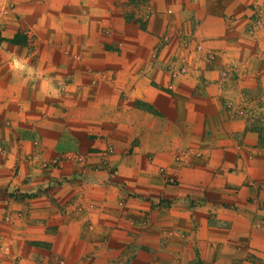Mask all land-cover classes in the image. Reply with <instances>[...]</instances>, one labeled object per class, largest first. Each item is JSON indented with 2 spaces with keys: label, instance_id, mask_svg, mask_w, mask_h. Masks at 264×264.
Returning a JSON list of instances; mask_svg holds the SVG:
<instances>
[{
  "label": "crops",
  "instance_id": "1",
  "mask_svg": "<svg viewBox=\"0 0 264 264\" xmlns=\"http://www.w3.org/2000/svg\"><path fill=\"white\" fill-rule=\"evenodd\" d=\"M261 1L15 0L10 12L0 11V189L33 196L58 180L46 195L57 189L58 202L91 196L97 224L127 228L149 220V229L123 231L154 247L138 250L136 264H264V120L248 131L230 118L214 81L218 59L212 68L193 54L199 70L170 77L163 63L174 39L165 57L152 62L148 56L165 30L190 34V45L223 49V60L244 65L236 86L263 99L264 25L249 35L244 30ZM146 13L149 19L140 22ZM102 26L106 35H100ZM24 27L45 35L40 48L72 49L79 58L29 57L21 43L9 41ZM102 41L119 55L93 50ZM108 146L117 185L90 192L77 181L64 184L69 164L38 168L69 150L88 153L96 163ZM104 177L102 171L95 176ZM39 194L10 203L26 214L8 232L20 240L19 264L37 262L23 257L24 236L52 241V249L73 242L72 264L89 237L81 233L82 220L74 214L69 223L77 233H64L66 223L51 216L56 206ZM5 208L0 201V215Z\"/></svg>",
  "mask_w": 264,
  "mask_h": 264
},
{
  "label": "rangeland",
  "instance_id": "2",
  "mask_svg": "<svg viewBox=\"0 0 264 264\" xmlns=\"http://www.w3.org/2000/svg\"><path fill=\"white\" fill-rule=\"evenodd\" d=\"M14 1L15 0H0L1 13L4 11L10 12L15 6ZM252 10L254 9L252 8ZM166 12L170 13V10H167ZM148 15L149 13H146L145 17L142 16L140 22H146V20L149 19ZM263 25L264 0L258 4L257 10L252 11L251 16H249L246 28L244 29L245 33L249 35L252 27H261ZM107 33L108 30L106 28L103 26L100 27V35H106ZM44 36L41 33L38 34L36 29L30 27H24L23 30L17 32V38L21 43L22 51L29 57L36 59L43 57L46 58L48 56H67L68 58L70 57L75 60L79 58V54L72 49L40 48L41 45H38V43L46 40V38H43ZM191 37L190 34H183L178 31L175 32L167 29L157 36L156 44L151 48L148 56L152 62H156L158 59L165 57V48L174 39V50L170 55L165 57L167 60L163 63V68L170 77L194 75L195 71L199 70V66L192 63V56L194 55L212 68H214L215 65L214 61L218 59L217 66H215L217 75L214 81L230 118L242 124L244 130L250 131L252 128L260 126V122L264 120V98L253 97L247 92L244 93L240 91L236 86L238 78L240 79L242 76H245L247 72L246 67L234 60L228 59L227 57L223 60L222 56L225 55L223 49L204 48L202 42L195 40V42L190 45L189 41L193 40ZM102 43L103 45L101 47L99 45V48L93 50L98 53L101 52L99 53L101 56H110V51L112 55H119V51H121L120 49L108 48L105 41H102ZM189 46H192L193 48H190ZM258 72L259 71L256 73ZM255 107H258V110H256ZM112 151L113 149L111 146L100 151L96 156V163L90 161L91 158H89L90 155L88 153H80L70 150L61 151L40 161L38 168L41 170H58L64 164H69L73 167V170L70 175L63 177L64 184L77 181L80 188L84 190L86 187L91 192L95 186L115 183L112 180L117 174V169L114 165L109 164L107 159V156L110 155ZM98 171H102L105 177L101 179L95 178ZM165 180L167 183H172L173 181L169 177H166ZM60 182L55 180L47 187L59 186ZM114 185L117 184L115 183ZM46 190L39 193H43V196H47L50 202L56 206L57 213H53L51 216H53L52 218L54 220L56 218L60 220L62 225L66 223L65 227L63 226L64 233H77V227L74 223H69V221L75 220L74 214H76V217H79V219L82 220L80 226L81 233L85 236H89L83 241L85 247L82 248V252H80L77 258L71 261L73 262L72 264H136L135 261L139 260L136 258L138 250H144L146 252L151 251L149 249L154 250V247L139 241L135 234L133 237H130L128 234L123 233L124 230L129 232L130 229L131 231H139L140 229L142 230L145 228L149 229L151 228L149 220L147 223L144 221L140 222L141 225H139V221L135 224L129 222L131 225H127V228H124L117 222L112 226L106 224H103L102 226L100 225L102 223L97 224L93 218L96 210L99 208L96 207L91 196L86 195L87 199L83 200L85 193H81L80 196L73 194V196L66 198L63 202H58L56 201L58 199L55 197L57 189H54L55 191L48 195H46ZM39 193L37 191L31 196V194H22L13 189H0V201L4 202L6 206L5 211L0 215V264H19L22 256L17 250V245H19L17 241L20 240L16 239L14 232H8L16 229L12 228V225H15L16 220L21 219L20 222H24L26 220V214L24 211L11 208L10 203H17L22 200L25 201L31 197L41 195ZM124 203L125 200L120 198L116 202V205L121 209ZM121 210L118 214L120 218L122 217ZM115 212L118 213L117 210ZM131 221L133 220L131 219ZM47 227L52 226L48 225ZM5 231H7L6 234ZM108 237L110 239L115 238V240L110 242L108 241ZM21 239L23 240V242H21L24 249L23 257L32 260L31 262L37 261L36 264H67L70 259L75 258L72 256L74 255L75 250L69 248H75L73 242H68V247V245L66 246V243L62 241L58 243L59 245L56 249H52V241L41 239V237H29L28 239L27 236H24ZM152 264H154V262H152Z\"/></svg>",
  "mask_w": 264,
  "mask_h": 264
},
{
  "label": "trees",
  "instance_id": "3",
  "mask_svg": "<svg viewBox=\"0 0 264 264\" xmlns=\"http://www.w3.org/2000/svg\"><path fill=\"white\" fill-rule=\"evenodd\" d=\"M11 43H20V41L17 38V34H14L12 38L9 39Z\"/></svg>",
  "mask_w": 264,
  "mask_h": 264
}]
</instances>
